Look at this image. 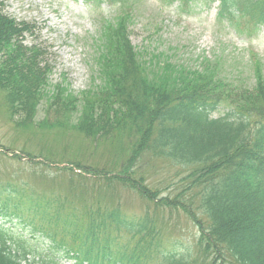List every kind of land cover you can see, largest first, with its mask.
<instances>
[{
	"label": "trees",
	"instance_id": "16d2710c",
	"mask_svg": "<svg viewBox=\"0 0 264 264\" xmlns=\"http://www.w3.org/2000/svg\"><path fill=\"white\" fill-rule=\"evenodd\" d=\"M99 5L103 0H85ZM122 6L124 0H110ZM182 5L200 0H176ZM217 3L221 24L249 34L264 26V0H204ZM229 19V21H228ZM34 25L7 15L0 3V90L17 127L34 123L38 109H54L57 121L74 122L84 136L97 140L126 137L131 151L118 171L103 179L116 182L155 204L182 209L200 227L197 245L167 241L149 209L129 216L118 204L91 196L37 195L23 187V198L4 217L26 220L32 239L13 235L0 223V264H207L210 249L222 264H264V76L260 63L251 86L219 77L216 67L174 69L146 59L129 37L126 17L102 25L97 40L100 83L81 94L49 87L51 67L45 50L25 43ZM255 62V61H254ZM257 63V62H256ZM226 103L225 112L212 114ZM58 124V123H57ZM147 155L179 166L177 191L148 186L133 167ZM9 190L10 184L1 185ZM53 198L58 200L52 201ZM206 216V225L197 217ZM39 240H42L39 241ZM44 248H39L40 246ZM199 249H198V247ZM29 248L30 250H28ZM196 254L194 257L193 254ZM30 256V257H29ZM30 258V259H28ZM32 261V262H31Z\"/></svg>",
	"mask_w": 264,
	"mask_h": 264
},
{
	"label": "rangeland",
	"instance_id": "374dc122",
	"mask_svg": "<svg viewBox=\"0 0 264 264\" xmlns=\"http://www.w3.org/2000/svg\"><path fill=\"white\" fill-rule=\"evenodd\" d=\"M200 1L182 5L176 0H124L122 6L110 0L99 5L83 0H0V3L7 15L34 25L32 35L25 36V43L34 42L44 48V61L51 67L50 88L59 85L76 95L99 85L97 40L102 25L115 24L122 16L127 19L131 43L146 59L174 69L216 67L218 76L224 80L251 86L256 64L260 63L264 76V26L251 34L245 29L236 33L232 25L219 22L215 7ZM225 106L222 103L212 117L222 115ZM55 115L61 117L54 109L45 112V107H40L34 123L17 127L0 90L1 202L15 197L25 210L28 202L22 200L24 186L28 189L25 194L33 189L36 196L45 191L69 197L91 196L83 186L98 185L94 197L102 203L118 204L129 216H139L149 209L161 223L167 241L197 245L200 227L182 209L155 204L116 182L107 184L103 180L104 174L111 176L110 173L121 168L133 141L126 137L95 141L96 138L79 132L74 122L65 119L58 122ZM133 170L136 175L142 173L154 191L156 188L164 193L177 191L183 174L181 167L147 155ZM6 184L11 185L9 190L1 187ZM55 200L58 199H52ZM197 217L206 225L202 212L197 211ZM0 221H11L34 232L26 220L4 217L1 212ZM198 257L207 264H222L213 249Z\"/></svg>",
	"mask_w": 264,
	"mask_h": 264
},
{
	"label": "bare ground",
	"instance_id": "6f19581e",
	"mask_svg": "<svg viewBox=\"0 0 264 264\" xmlns=\"http://www.w3.org/2000/svg\"><path fill=\"white\" fill-rule=\"evenodd\" d=\"M15 197L14 198H11L10 201H9V208H12L15 204ZM41 256L38 260V262H40L41 260H44V259H47V256L44 254V253H41ZM70 262H72L73 264L75 263L74 260L70 259Z\"/></svg>",
	"mask_w": 264,
	"mask_h": 264
}]
</instances>
